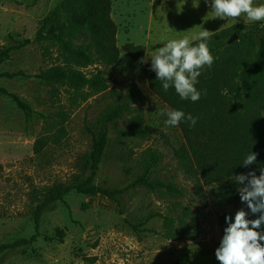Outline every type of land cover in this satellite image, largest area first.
Here are the masks:
<instances>
[{"label": "rangeland", "instance_id": "obj_1", "mask_svg": "<svg viewBox=\"0 0 264 264\" xmlns=\"http://www.w3.org/2000/svg\"><path fill=\"white\" fill-rule=\"evenodd\" d=\"M62 1L0 0V73L27 76L0 78V246L35 234L34 211L50 191L85 184L93 141L102 132L107 140L93 184L122 193L117 203L72 191L42 215L36 241L0 253V264H219L215 249L225 215L234 219L238 209L247 211L239 185L234 178L210 184L204 188L207 199L199 197L174 156L186 139L159 114L171 108L151 91L146 63L134 61L124 48L139 46L147 59L162 39L202 26L216 33L260 22L243 15L237 21L213 19L204 0H111L120 58L107 67L64 52L52 32L63 22L52 19ZM25 40L30 43L21 46ZM49 71L62 73L64 81L36 78ZM133 83L141 97L135 94L130 110L107 122L111 110L124 106ZM232 109L221 100L216 112L227 119ZM137 115L144 118L142 129L153 131L145 139L130 130ZM143 181L173 184L183 195Z\"/></svg>", "mask_w": 264, "mask_h": 264}, {"label": "trees", "instance_id": "obj_2", "mask_svg": "<svg viewBox=\"0 0 264 264\" xmlns=\"http://www.w3.org/2000/svg\"><path fill=\"white\" fill-rule=\"evenodd\" d=\"M111 11V0H63L52 18L55 21L61 18L63 22L52 32L70 58H81L89 64L114 66L119 61L120 51L116 44L117 27ZM29 43V40H25L21 46ZM208 46L216 59L211 68L201 69L199 82L195 85L201 91V98L195 103L181 100L174 87L165 92L162 82L156 80L155 72L150 71V59L145 65L149 87L157 98L171 109L181 110L186 116L190 113L197 118L192 127L186 120L180 122L179 128L186 139V146L176 150L174 156L186 175L196 183L197 193L203 201L207 199L204 192L206 186L264 167V28L259 23L235 24L214 33ZM124 50L134 61L144 56L139 46L129 44ZM1 77L13 79L27 76L24 72H18L0 73ZM36 78L44 82H62L65 79L62 73L52 71L41 73ZM135 94L141 97L133 83L124 106L111 110L107 122L116 121L125 111H129ZM14 98L20 107L26 108ZM221 100L233 107L227 119L216 112ZM143 124L141 115L131 121L130 130L134 137L145 139L153 133L143 130ZM106 140L107 133L102 132L93 141L90 155L92 174L85 184L50 191L34 211L35 234L29 239L0 246V253L33 244L40 235L42 215L72 191L90 196L101 194L119 202L117 195L121 191H103L93 184ZM252 151L259 153L257 162L250 167L242 166L243 160ZM153 158L162 160L158 154H154ZM143 183L152 189H166L183 195L182 190L173 184L158 181ZM132 227L135 232H139L138 228Z\"/></svg>", "mask_w": 264, "mask_h": 264}, {"label": "clouds", "instance_id": "obj_3", "mask_svg": "<svg viewBox=\"0 0 264 264\" xmlns=\"http://www.w3.org/2000/svg\"><path fill=\"white\" fill-rule=\"evenodd\" d=\"M204 3L211 9L213 19L237 21L243 15L248 21L260 22L259 26L264 28V3L258 4L256 0H204ZM198 6L199 3L193 4ZM182 10L181 6L178 12ZM213 35V31L202 26L198 32L178 39H162L161 46L147 59L142 57L139 63L150 59V71L155 72L165 92L174 87L181 100L195 103L201 98V91L195 87L201 69L211 68L216 59L208 46ZM159 114L167 116L165 125L170 127L179 126L182 120L189 122L190 127L197 122L190 113L186 116L183 111L167 106ZM258 155L252 151L241 165L252 166ZM234 182L239 185L237 192L247 211L238 209L234 219L230 214L225 215L226 227L215 249V258L219 264H264V167L259 168V175L256 171L234 175ZM250 215L256 218L250 219Z\"/></svg>", "mask_w": 264, "mask_h": 264}]
</instances>
